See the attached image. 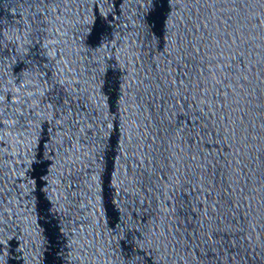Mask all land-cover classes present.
Returning <instances> with one entry per match:
<instances>
[{
	"label": "water",
	"instance_id": "1",
	"mask_svg": "<svg viewBox=\"0 0 264 264\" xmlns=\"http://www.w3.org/2000/svg\"><path fill=\"white\" fill-rule=\"evenodd\" d=\"M0 264H264V0H0Z\"/></svg>",
	"mask_w": 264,
	"mask_h": 264
}]
</instances>
